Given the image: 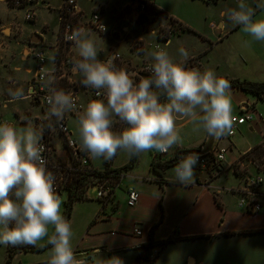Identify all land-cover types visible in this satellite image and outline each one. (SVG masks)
<instances>
[{
  "label": "crops",
  "instance_id": "0c3cea01",
  "mask_svg": "<svg viewBox=\"0 0 264 264\" xmlns=\"http://www.w3.org/2000/svg\"><path fill=\"white\" fill-rule=\"evenodd\" d=\"M137 1L145 2L149 9L160 10L166 17H160L148 10L138 14L136 12ZM206 1L217 3L219 0ZM251 1L254 5L253 9L256 11L255 18H259L264 12L262 10L264 9V0ZM87 2L90 3L88 9L85 7L86 3L83 4L81 0H76L81 11L80 16L84 17L81 27L87 29L84 25L88 20L87 14L97 7H102L103 13L100 20L105 25L106 32L101 35L89 30L88 32L96 34L100 43L104 45V50H101L104 52V55H101V60H112L113 56L117 55L118 58L113 61V64L121 66L122 69L131 75L139 72L144 65L151 66L153 61L148 54L157 49L167 50L174 60L182 59L179 55L180 47L188 51L189 58L187 61H191V64L204 71L209 62L208 57H212L213 49L218 44H222L228 35L242 29L241 26L224 20L220 15L223 10L213 19H207L205 16L202 20V25L196 26L185 18L186 14L179 16L170 15L152 0H105L101 3L87 0ZM235 3V6H237L238 0H235ZM258 5L259 7H257ZM60 6L61 0H38L34 6L22 4L20 7L6 0H0L1 108H6L8 104L17 101L9 102L11 100L10 91L23 89L27 97L34 69V64L27 54V46L30 44V38L34 34H38L42 39L40 44L48 48L56 44L60 25ZM29 9L34 10L35 17L31 23H26L24 15ZM117 20L124 21L118 23ZM180 27L186 30L182 31ZM206 28L211 32L209 36L204 33ZM162 29H167V34L164 37L159 34L162 33ZM5 30L7 33L4 32ZM190 35L196 38L199 45L195 41L189 42L187 36ZM202 43L206 44V46L200 47ZM70 52L73 61L79 59L74 45L71 46ZM219 63L215 62L212 64L218 67ZM230 67V71H234L237 75L223 74L220 77L254 83L264 82V70L258 72L250 66L247 67L241 63L237 64V62H233ZM255 74L261 75L263 78H258ZM75 76L76 74L71 76L73 83L77 82L74 78ZM80 85L79 82L76 83L77 87ZM230 93H232V98L234 99L232 105L236 110L233 116H240V108L247 106L248 108H253L256 113L261 114L264 120V99H259L251 93L237 89H230ZM25 100L30 101L34 105L37 103L31 101L28 97L18 99V101ZM37 106H39V103ZM15 113L19 115L18 112ZM20 119L19 117L18 120ZM177 127L183 142L170 149L169 155L172 156L176 151H191L199 147H203L205 150H212L214 147L223 148L226 153L220 172L218 174L201 172L195 168L193 181L185 185L176 181L175 176H167V171L176 165H170L165 168L163 164L166 159L161 160L160 166L155 168L156 172L151 168V157H149L146 174L135 171L139 161L137 156L135 165L119 178L114 187H111L112 199L108 203L101 205L100 211L103 213L109 207L110 214L99 219V221L118 230H107L97 235L85 236L80 243H76L75 247L73 246L78 258L86 256L90 258V264H94L91 260L92 257L106 260L112 256H117L122 259L123 264H148L144 259L150 246L158 245L166 239H172L173 243L164 246L156 260L151 263L161 264L163 252L179 243L247 238L264 232V210L257 214L247 213L238 206L240 196L237 193V189L243 185L245 175H254L250 162H252V157H255L257 153H261L258 144L260 135L264 131V123L259 121L237 127V134L248 132V134L254 136L250 140H246L249 138H244L243 142L237 139V134L230 139L226 137L213 138L202 127L189 122L183 117H178ZM262 157L264 156L262 155ZM113 160L114 158L109 160V166L112 169L125 165L117 166ZM238 161L240 166L237 164ZM234 170L238 171V175L235 174ZM228 173H231L237 181L229 189V194L235 198L236 207L240 212H232V204L228 207V203L224 202L219 195L213 192L214 181L223 175L226 176ZM123 186L125 195L128 188H132L139 195L138 203L132 207L133 210L144 209L146 203L155 207L154 217L151 220L139 222L137 228L133 227L129 235L123 232L125 225L116 218L119 206L117 201H115V192L117 189H122ZM168 189H173L181 197L177 196L175 199H171V196H167ZM112 204L115 206L113 207ZM134 229H139L142 235L139 237L135 236L133 234ZM258 231L263 232L257 233ZM231 233H234V235H230ZM2 249L3 251L5 250V253L0 258V264H6L8 257L7 246ZM48 249H51V247ZM46 250L16 253L11 260V264H47L48 257L43 255ZM29 254L36 257H30ZM195 259L190 254H186L185 264H190L191 261L195 264H206L199 259H196V262L194 261Z\"/></svg>",
  "mask_w": 264,
  "mask_h": 264
},
{
  "label": "clouds",
  "instance_id": "9594fccd",
  "mask_svg": "<svg viewBox=\"0 0 264 264\" xmlns=\"http://www.w3.org/2000/svg\"><path fill=\"white\" fill-rule=\"evenodd\" d=\"M220 15L255 40L264 41V18H255V9L245 0H238L236 7ZM67 39L79 57L72 68L80 77L79 83L94 89L97 97L104 95V99L91 100L78 117L80 148L90 158L111 160L119 151L129 156L153 150L167 153L183 142L178 117L199 125L216 139L232 133L235 117L229 81L212 69L201 72L186 68L189 53L185 48H179L180 60L164 49L150 52L151 75L136 82L111 59L98 58L100 50L87 29L77 28ZM41 79L50 92L45 98L47 118L60 122L66 112L77 109L76 99L53 87L56 78L51 73ZM28 93L32 94V89ZM9 95V102L27 98L23 89ZM117 121L127 126L117 132ZM41 139V133L31 126L17 129L0 123V245L37 246L46 239L51 245L47 264H90V258H78L74 252L73 230L62 215V199L55 189V175L42 155ZM199 159V154L192 153L180 160L173 169L176 181L190 184ZM91 260L94 264H123L117 256Z\"/></svg>",
  "mask_w": 264,
  "mask_h": 264
},
{
  "label": "rangeland",
  "instance_id": "374dc122",
  "mask_svg": "<svg viewBox=\"0 0 264 264\" xmlns=\"http://www.w3.org/2000/svg\"><path fill=\"white\" fill-rule=\"evenodd\" d=\"M82 3H86L85 7L88 9L90 3L87 0H81ZM95 3H101L105 0H93ZM118 1V0H117ZM155 4L159 5L162 10L167 12L168 14L173 15H187L185 18L188 19L189 22H192L196 26L202 25V20L206 16L207 19L217 17L218 13L227 8L236 7L235 0H219L216 2L206 1V0H152ZM246 4L252 8H254L251 0H246ZM99 5V4H98ZM149 10V8L147 9ZM264 11V9H262ZM91 13H88L89 17ZM261 18H264V12H262ZM259 17V18H260ZM214 27V26H212ZM172 29V28H171ZM164 31V32H163ZM7 33V31L5 30ZM206 36H209L211 32L208 28L204 31ZM161 37H164L167 34V29H162V33H159ZM94 40L96 41L97 47L100 50L98 58L101 59V55H104V45L100 43V40L97 38V35L94 33L90 34ZM193 35L187 36L189 42L195 41L197 45L196 38L192 37ZM247 41V44H245ZM206 44H201L200 47H205ZM212 57H208V64L206 69H212L218 76L223 74H227L230 76L237 75L234 71H230V66L232 63L237 62V64L241 63L242 65H246L247 67H251L256 71L264 70V41H257L250 35L244 33L241 30L236 33H232L227 36L222 42V44H218L215 47ZM26 55V53H25ZM220 62L219 66H213L212 63ZM189 66L191 61H186ZM116 65L122 69L121 66ZM124 70V69H123ZM72 74H70L69 79L71 83H65L63 86V90L69 87L72 88L76 86V83L79 82L80 77L76 75L74 78L77 81L73 83ZM258 78H263L261 75L255 74ZM136 82L138 79L133 77ZM77 97L79 100V104L82 106V111L93 98L89 94H84L81 90L77 91ZM231 99L232 103L234 99ZM163 102V97L161 98ZM233 107V105H232ZM15 112H18L16 114ZM44 111L39 107L35 106L30 101H15L14 103L8 104L6 108L0 107V123L7 122L14 125L17 129L23 128L26 126H31L35 128L38 132L40 129H45L47 134L45 135L46 140H48L49 146L55 148V153L57 155L53 156L51 161L53 163H65L71 164L73 162V158L71 157L70 150L66 149L63 146V143L60 141L59 137L55 134L53 129H50L46 124L42 125L39 118L34 120V117H42ZM236 113V110L233 107V114ZM22 116V117H21ZM19 117L21 118L20 120ZM30 117V118H29ZM67 121L66 126L71 134V139L75 141V143L80 147V139H79V124L78 118L70 116L66 114ZM127 125L122 124L117 121L114 125V130L119 132L123 127ZM237 132V130H236ZM235 132L234 135L237 133ZM237 139H240L242 142L244 138H249L246 140L252 139L254 136L248 134V132L237 134ZM151 151L140 154L138 166L135 168V171L139 173L146 174L147 166L149 165V157H151ZM86 155L90 161V166L97 170L101 171L104 169V159L101 158H90L87 153H83ZM69 155V157H68ZM69 158V159H68ZM129 155L126 152L119 151L117 155L114 157V164L119 166L126 164L128 162ZM109 162V160H107ZM239 166V165H238ZM175 166L171 167L167 171V176H175L173 169ZM241 171V170H240ZM237 181L231 173H228L226 176H221L216 179L213 183V192L219 195L220 198L224 200V202L228 203V207L231 206L232 212H240L236 207V200L234 197H231L230 188L236 184ZM116 182L111 184L110 186L114 187ZM124 186L122 189H117L115 192L116 200L119 206V210L117 212L116 218L118 221L123 223L125 226L124 233L129 235L133 227L137 228V224L139 222H144V220H151L154 217V209L155 207L151 204L146 203L144 209L141 210H133L126 205V195L124 193ZM218 191V193H217ZM97 187L89 186L85 190V199L75 201L72 206V212L70 215V224L73 230L72 237V246H76V243H80V241L85 236H92V234H99L103 231H116L117 228H111L107 226L103 222L99 221V219L104 218L105 216H109L110 209L106 208V211L101 210V203L96 199ZM62 199V207L61 212L63 215L64 202L67 199V191L63 190L60 194ZM167 196H171V199H175L177 196L180 198L181 195L179 193L174 192L173 189L167 190ZM113 207L115 206L112 204ZM93 226H91V224ZM109 232V231H108ZM46 244V239L38 242L37 245ZM4 245L0 246V258L3 257L5 250ZM73 247V248H74ZM50 249L46 250L43 254L44 257L49 256ZM186 254H190L192 258H196L202 260L206 264H264V232L262 234H258L255 236L247 237V238H231V239H221V240H213V241H202V242H186L179 243L173 245L166 249L163 252V256L161 258V264H185V256ZM30 257L32 254H29ZM196 259L194 261H196ZM197 262V261H196ZM190 264H195L193 261Z\"/></svg>",
  "mask_w": 264,
  "mask_h": 264
},
{
  "label": "built area",
  "instance_id": "2783aa9c",
  "mask_svg": "<svg viewBox=\"0 0 264 264\" xmlns=\"http://www.w3.org/2000/svg\"><path fill=\"white\" fill-rule=\"evenodd\" d=\"M11 2L13 5L20 7L22 4L25 6H34L38 0H6ZM147 4L143 1L136 2V12L142 14L147 10ZM103 13L102 7H97L92 10L88 20L85 22V27L87 30L95 32L97 34H104L106 32L105 25L101 22L100 17ZM81 11L76 3V0H61V6L59 9V31L57 42L54 46L48 48L43 44H28L27 54L34 64V69L32 72V77L30 79L29 88L32 89V94H27V97L33 101L39 103V107L44 111L42 117H34V120L41 121L42 125H47L50 129H53L55 134L59 137L60 141L66 149L70 150L73 162L71 164L65 163H53L51 159L56 156L54 148L49 146L48 140H46L45 135L47 134L45 129H40L42 135L41 144L44 146V156L47 164V168L51 171L56 178L55 189L59 195L63 190H66L72 184V175L84 172L85 169L92 170L90 166V161L86 155H84L81 148L71 139V134L66 126L67 117L66 114L78 118L82 112V106L79 104L77 97V91L81 89L84 94H89L93 99H104V95L99 97L96 96L94 89L80 86H74L72 88H65V92L71 93L76 99L77 109L65 113L64 119L60 122L56 121L55 117L51 119L47 118L49 111V105L47 104L46 97L50 94L49 89L41 77L45 73H51L55 76L56 82L53 87L57 89H62L65 83H71L69 80L70 74H72L73 68V58L70 52V48L73 42L67 39L73 30L81 28V22L84 17H81ZM34 10L29 9L24 15V21L26 23H31L34 20ZM124 20H117L118 23ZM43 57V59H41ZM52 57L53 59H49ZM118 58L117 55L113 56L112 62ZM115 64V63H114ZM116 67V65H114ZM186 68L189 64L185 63ZM117 68V67H116ZM150 66L144 65L139 72L151 75L149 71ZM132 76L139 77L132 73ZM264 99V97H262ZM240 116L235 117V123L232 133L226 138L230 139L234 136L237 127L244 125L246 123H255L262 121L264 123L261 114L256 113L253 108H248L244 106L240 108ZM47 141V143L45 142ZM258 148L261 154L264 156V131L260 135V141ZM151 164L160 163L162 159L169 160V152L159 153L156 151H151ZM197 153L199 154V163L196 168L201 172H214L218 174L221 170L222 163L224 161V156L226 150L223 148L214 147L212 150H205L203 147H199L197 151L191 152L186 156ZM52 157V158H51ZM69 157V155H68ZM69 159V158H68ZM239 161L237 162V164ZM240 166V164H238ZM253 168L254 175H245L243 178V185L241 188L237 189V193L240 196L238 201V206L243 208L244 211L250 214H257L264 210V157L262 161H252L250 162ZM97 187L96 199L102 203H108L112 199L111 187L105 182H101L95 185ZM139 200V195L132 188L126 190V205L129 208L134 207ZM133 234L137 237L141 236L142 233L139 229H134ZM161 252V247L159 245H152L148 253L145 256V262L148 264L153 263Z\"/></svg>",
  "mask_w": 264,
  "mask_h": 264
},
{
  "label": "trees",
  "instance_id": "16d2710c",
  "mask_svg": "<svg viewBox=\"0 0 264 264\" xmlns=\"http://www.w3.org/2000/svg\"><path fill=\"white\" fill-rule=\"evenodd\" d=\"M148 11H151L152 13L160 16V17H166L164 13H162L160 10L155 8H150ZM180 29L186 30L185 28ZM189 69H197L201 72H203L201 69H199L197 66H189ZM117 69H120L117 67ZM227 79V78H225ZM231 85V89H237L246 93H251L255 95L257 98L262 99L264 97V82L262 83H254V82H248L245 80H238V79H227ZM162 98V97H161ZM47 143V141H45ZM195 150L191 151H176L172 156L169 155V160L166 161L163 165L164 167H169L170 165H177L180 160L185 158V155L195 152ZM252 161H262V154L257 153L255 157L251 158ZM137 161V156H129L128 162L116 169H112L109 166V162L107 160H104V169L101 171H97L95 169L88 170L85 169L84 172L80 171L79 173L72 175V184L67 187V199L64 202V209H63V216L66 220L69 221L70 215L72 212V206L75 201L84 200L85 199V190L89 186H95L98 183H101L105 181L109 186L113 183H117L119 178L123 176L125 172H127L129 169H131ZM74 163V162H73ZM160 164H151L152 170L156 172V167H159ZM235 169V168H234ZM220 172V171H219ZM235 174L238 175V171L234 170ZM112 187V186H110ZM100 202V201H99ZM101 205H104V203L100 202ZM263 231H258L257 233H261ZM246 234V233H244ZM230 235H234V233H231ZM173 243L172 239H166L165 241L160 242L158 245L161 247V250L164 246ZM51 245H37V246H31V245H18V246H7L8 250V257L6 260V264H11V260L14 256V254L19 252H39L44 251L48 248H50Z\"/></svg>",
  "mask_w": 264,
  "mask_h": 264
},
{
  "label": "water",
  "instance_id": "95a60500",
  "mask_svg": "<svg viewBox=\"0 0 264 264\" xmlns=\"http://www.w3.org/2000/svg\"><path fill=\"white\" fill-rule=\"evenodd\" d=\"M41 42H42V39H41V37H40L38 34H34V35L30 38V44L37 45V44H40ZM135 74H136L139 78L150 76V75L145 74V73H142V72H136ZM35 105L37 106L38 103H35Z\"/></svg>",
  "mask_w": 264,
  "mask_h": 264
},
{
  "label": "bare ground",
  "instance_id": "6f19581e",
  "mask_svg": "<svg viewBox=\"0 0 264 264\" xmlns=\"http://www.w3.org/2000/svg\"><path fill=\"white\" fill-rule=\"evenodd\" d=\"M5 32V31H4Z\"/></svg>",
  "mask_w": 264,
  "mask_h": 264
}]
</instances>
